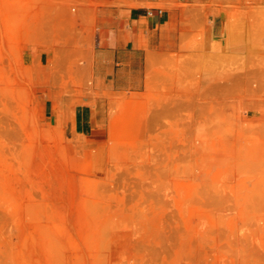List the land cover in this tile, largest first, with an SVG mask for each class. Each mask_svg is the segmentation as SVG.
I'll list each match as a JSON object with an SVG mask.
<instances>
[{"label":"rangeland","instance_id":"rangeland-1","mask_svg":"<svg viewBox=\"0 0 264 264\" xmlns=\"http://www.w3.org/2000/svg\"><path fill=\"white\" fill-rule=\"evenodd\" d=\"M227 2L224 47L186 38L83 135L61 96L100 95L95 39L0 0V264H264V4Z\"/></svg>","mask_w":264,"mask_h":264},{"label":"crops","instance_id":"crops-1","mask_svg":"<svg viewBox=\"0 0 264 264\" xmlns=\"http://www.w3.org/2000/svg\"><path fill=\"white\" fill-rule=\"evenodd\" d=\"M242 2L264 4V0ZM227 4V0H49L51 7H57L51 13V21L74 22L73 28L60 31L71 32L72 37L95 39L89 66L93 91L100 95L88 96L86 102L74 105L78 94L61 96L67 128L83 135L92 133L106 117L103 93L142 91L154 65L172 49L181 52L186 44L183 40L191 35H202L205 57L207 42L224 47L226 15H208L207 25V7ZM51 60L49 52L40 53L39 61L51 67L48 75L53 76ZM73 71L78 74L79 68L74 67ZM51 92V115L56 118L59 109L55 100L65 91L59 88Z\"/></svg>","mask_w":264,"mask_h":264}]
</instances>
